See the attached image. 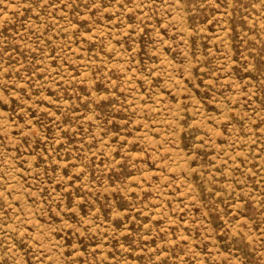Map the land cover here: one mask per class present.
Wrapping results in <instances>:
<instances>
[{"label": "rangeland", "instance_id": "rangeland-1", "mask_svg": "<svg viewBox=\"0 0 264 264\" xmlns=\"http://www.w3.org/2000/svg\"><path fill=\"white\" fill-rule=\"evenodd\" d=\"M0 264H264V0H0Z\"/></svg>", "mask_w": 264, "mask_h": 264}]
</instances>
